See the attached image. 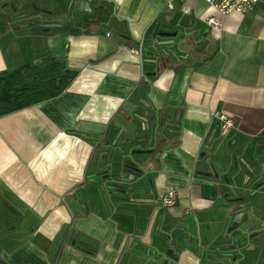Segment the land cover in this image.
Listing matches in <instances>:
<instances>
[{
  "label": "crops",
  "instance_id": "0c3cea01",
  "mask_svg": "<svg viewBox=\"0 0 264 264\" xmlns=\"http://www.w3.org/2000/svg\"><path fill=\"white\" fill-rule=\"evenodd\" d=\"M64 1L31 30L0 0L33 18L0 28V264H217L234 186L264 183V0ZM134 161L147 182L119 194Z\"/></svg>",
  "mask_w": 264,
  "mask_h": 264
},
{
  "label": "water",
  "instance_id": "95a60500",
  "mask_svg": "<svg viewBox=\"0 0 264 264\" xmlns=\"http://www.w3.org/2000/svg\"><path fill=\"white\" fill-rule=\"evenodd\" d=\"M77 4L78 7L76 10L80 13L83 12L86 2L84 0H77ZM86 11H89V9L87 8ZM7 16L9 15H6L5 17ZM150 131V138H145L147 142L153 141L155 139L154 136L156 135V130L151 127ZM150 152V150H138L136 153L149 154ZM133 163L136 164L137 168L126 169V172L129 173V177L122 175L119 178L117 183L118 186L116 188V191L119 194H137L143 189V186H145L147 182V171L145 170L147 167L146 162L139 163L134 161ZM247 176L251 179L250 182H254L259 178V176L251 170L247 171ZM234 189L238 190L240 196L237 198L236 196L238 194L233 192V195L236 198L231 201L232 206H230L226 211L227 213L232 211V213L235 215L233 221L231 222V225L233 224L234 226L229 227L227 232H237L240 235H244L249 242V239H254L256 234L260 233L262 229H264V183L253 186H251V183H249L244 184V186L241 187L234 186ZM247 198H250V200L245 201L244 199ZM249 224H251V226L246 228ZM244 228L245 230H243ZM231 252H233L232 248L227 249L225 255L216 257L215 262L218 264H225V262H229L226 255Z\"/></svg>",
  "mask_w": 264,
  "mask_h": 264
},
{
  "label": "rangeland",
  "instance_id": "374dc122",
  "mask_svg": "<svg viewBox=\"0 0 264 264\" xmlns=\"http://www.w3.org/2000/svg\"><path fill=\"white\" fill-rule=\"evenodd\" d=\"M16 1L17 0H15V2ZM19 3L20 2L15 4L14 7L11 6L10 10L8 8L5 9L7 11L4 10L6 13H8L7 15L9 16L7 17H5L6 15L0 16V28H6L14 23H20L22 21H31L33 19L32 17H28V18H24L23 20H19L22 16L19 17V15L17 16V14H15L12 11L20 7ZM26 6H28L27 12H29V15L34 16L35 20H37L35 24L30 25L31 30L39 29V24H41L40 23L41 21L42 24L47 22H53L56 20L60 21V19L61 20L64 19L63 17H65V19L66 18L69 19L72 18L73 14H75V12H73V6L71 5V3L67 4L64 0H29L28 5L26 3ZM4 8H1V10ZM43 9H45L47 12L43 11ZM59 13H63L64 16L60 17ZM85 15L86 14L84 13H78L79 17Z\"/></svg>",
  "mask_w": 264,
  "mask_h": 264
},
{
  "label": "built area",
  "instance_id": "2783aa9c",
  "mask_svg": "<svg viewBox=\"0 0 264 264\" xmlns=\"http://www.w3.org/2000/svg\"><path fill=\"white\" fill-rule=\"evenodd\" d=\"M205 4L215 10L220 15H228L230 13L243 14L256 3L257 0H203ZM167 8L171 9V3L167 4ZM205 23L212 27L218 28L219 23L213 18L208 17L205 19ZM216 118L219 122V132L220 135H226L231 128H233L234 123L232 118L225 114H217ZM177 191L175 189H170L167 191L165 196L161 199V204L165 207H171L174 205Z\"/></svg>",
  "mask_w": 264,
  "mask_h": 264
},
{
  "label": "flooded vegetation",
  "instance_id": "af4514ba",
  "mask_svg": "<svg viewBox=\"0 0 264 264\" xmlns=\"http://www.w3.org/2000/svg\"><path fill=\"white\" fill-rule=\"evenodd\" d=\"M2 15L3 14H0V16ZM41 25L46 26L47 24ZM250 226L251 224H249L246 228H249ZM243 230H245V228ZM237 236V240H235L234 237H231V243L228 244V246H225L227 248H220V250H218L220 252L217 253L216 257L225 255L227 249L232 248L233 252L228 253V255H226L229 262H225V264H251L250 256L254 253V264H257L259 261H261V263H264V229H262L260 233L256 234L254 239H249V242L244 235H240L237 233Z\"/></svg>",
  "mask_w": 264,
  "mask_h": 264
}]
</instances>
